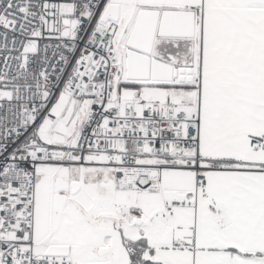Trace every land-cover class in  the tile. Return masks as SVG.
Returning <instances> with one entry per match:
<instances>
[{
  "label": "snow or ice",
  "instance_id": "1",
  "mask_svg": "<svg viewBox=\"0 0 264 264\" xmlns=\"http://www.w3.org/2000/svg\"><path fill=\"white\" fill-rule=\"evenodd\" d=\"M0 264H264V0H0Z\"/></svg>",
  "mask_w": 264,
  "mask_h": 264
}]
</instances>
